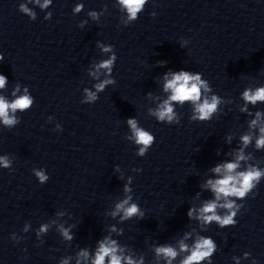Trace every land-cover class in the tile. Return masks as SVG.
<instances>
[{
	"label": "water",
	"instance_id": "water-1",
	"mask_svg": "<svg viewBox=\"0 0 264 264\" xmlns=\"http://www.w3.org/2000/svg\"><path fill=\"white\" fill-rule=\"evenodd\" d=\"M22 2L36 12V19L18 10ZM74 2L53 0V15L45 20L46 10L34 0H0V72L9 80L2 92L9 95L20 81L35 97L30 109L17 112L21 120L16 126L0 125V154L9 153L14 169L0 168V264H56L76 247L94 245L110 223L124 228L122 243L144 251L146 264H154L147 244L171 240L195 224L186 211L199 180L230 147L225 133L243 131L247 117L225 105L211 121H190L185 104L177 109L183 113L180 123L165 124L148 114L154 101L145 93L162 95L155 78L168 68L200 71L214 91L234 101L246 84L264 83V0H149L138 19L120 27L114 0H84L85 8L76 15L71 12ZM103 4L108 8L99 22L89 19L84 28L78 26L89 8ZM153 9L155 17L149 15ZM180 37L189 40L183 48ZM97 39L115 46L116 83L99 93L96 102L81 103L82 88L92 83L86 68L104 55L95 47ZM158 60L167 63L160 66ZM256 107L264 108V103ZM134 115L156 138L143 157L124 139L129 131L125 118ZM55 121L63 131L53 130ZM247 151L264 167V150L249 145ZM114 164L134 176L133 195L146 211L144 218L119 225L118 218L105 214L122 195L123 181ZM39 166L49 173L43 184L31 172ZM133 167L142 171L131 172ZM255 191V197L245 198L237 224L223 229L209 225L205 234L218 244L213 264H234L231 256L244 250L264 264V179ZM63 209L76 224L69 246L55 229L42 244L31 230L20 232L25 221L36 227ZM55 218L57 223L68 219ZM13 231L25 239L13 242Z\"/></svg>",
	"mask_w": 264,
	"mask_h": 264
},
{
	"label": "clouds",
	"instance_id": "clouds-1",
	"mask_svg": "<svg viewBox=\"0 0 264 264\" xmlns=\"http://www.w3.org/2000/svg\"><path fill=\"white\" fill-rule=\"evenodd\" d=\"M42 10L45 11L44 19L52 17L50 11L53 0H34ZM149 0H114L115 8L120 13L117 27L127 26L138 19L139 14L144 11ZM155 4V0H153ZM85 8L84 0H75L71 5L73 15L79 14ZM107 4L101 5L99 9L89 8L85 18L77 21L80 28H84L91 21L99 22L106 13ZM18 10L26 14L29 19H36V12L26 3H19ZM158 13L153 9L149 15L155 17ZM122 17V19H121ZM189 43L185 37L179 38L180 47ZM95 47L104 54L102 58L91 60L86 68L87 76L92 78L91 86L82 88L81 103H94L99 99V93L107 86L116 83L112 75L117 60L115 46L112 43L97 39ZM4 59V53L0 52V61ZM166 60L156 61L157 65L163 66ZM155 80L159 83L160 93L157 95L151 90L145 93V97H151L154 106L147 109L148 114L157 122L165 124H179L183 113L177 109L187 104L189 108L188 119L190 121H211L215 116L224 111L225 105H234L239 113L246 115V127L238 134L229 131L224 135V143L229 145L227 151L222 153V158L216 160L207 168L204 177L199 180V190L193 195V202L189 204L186 215L188 221H195L193 226L175 235L171 240L158 241L153 239L147 244L152 253L154 264H213V256L218 249V244L212 235L205 234L209 225H215L223 229L226 226L237 224V216L244 207L245 198L255 197L257 186L264 179V167L257 163L254 154L247 151L249 145L256 151L264 150V108L256 107L264 103V83L252 86L246 84L238 93V99L234 101L231 96L225 97L213 90L210 81L203 73L196 70L181 67L179 69L168 68ZM9 83L8 77L0 72V125L5 128L16 126L21 117L17 112H24L32 107L35 97L31 94L29 86L17 81L9 95L3 94L2 90ZM251 106V107H250ZM231 110V109H229ZM51 122L52 115L47 116ZM129 131L125 133L124 139L135 145V155L143 157L155 142V134L148 128L142 126L137 116L125 118ZM54 131H63L59 121H55ZM236 141L235 146L233 141ZM222 150L216 149L217 156H221ZM0 168H6L10 172L13 169V160L9 153L0 154ZM113 171L118 173L117 178L123 181L122 195L117 199L111 211L105 214L113 220L118 218L119 225L132 219H142L146 211L134 198L132 183L134 176L125 174L119 164L113 165ZM131 172L139 173V167H133ZM32 174L38 183L43 184L49 180V173L43 166L32 167ZM204 192L210 195L203 196ZM72 213L66 209L55 211L53 218L39 223L33 227L30 221H25L21 233L30 230L35 233L36 240L44 243L43 237L49 230L55 229L59 234L65 247L69 246L75 238L76 224L69 222ZM55 217L67 222L57 223ZM103 234L92 246H78L72 253L61 255L56 264H146L144 251H139L129 244L122 243L120 237L124 228L117 223H110L103 228ZM10 239L18 243L25 239L23 235L13 231L9 233ZM249 260V264H259L258 257L253 256L248 250L242 254L231 256L234 264H241L243 260Z\"/></svg>",
	"mask_w": 264,
	"mask_h": 264
}]
</instances>
